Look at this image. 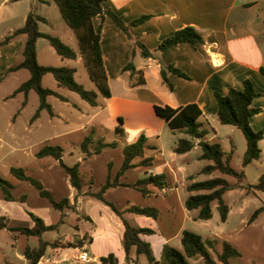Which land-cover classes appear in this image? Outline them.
<instances>
[{"label": "crops", "instance_id": "obj_1", "mask_svg": "<svg viewBox=\"0 0 264 264\" xmlns=\"http://www.w3.org/2000/svg\"><path fill=\"white\" fill-rule=\"evenodd\" d=\"M51 2H53V0H0V42L24 26L29 12L33 10L38 14L36 11H43L46 7H51ZM103 8L104 10H111L120 15L127 25L137 19L146 17L142 22L135 25H129V37L106 15L103 18L95 16L92 19L95 29L100 27V47L111 96H102V102H99L97 99V106H91L87 102L91 109L88 110L84 108V114H86L89 119H60L66 124L64 131L56 133V135L49 140L39 143L40 148L45 145L61 147L63 150L62 161L65 165L72 167L79 164L81 175L83 176L80 192L71 186L69 176L62 169L58 160L52 157L37 158L40 160L38 164L41 168V171L38 172L39 176H41L39 177L41 180H38H40L44 187L51 192L55 201L67 198L74 209H65L64 211L56 210L52 207L48 199L39 195L41 198L46 199L49 202V206L59 213L56 222H50L53 216L49 211H46L44 215L42 214L45 218L44 220L39 216L40 214L35 212L36 209L33 207L34 205H31L29 195L33 192V189H31L32 185L29 182L16 179L12 175V179L8 180L13 185L12 194L15 196L16 201H20L26 207L25 215L27 217L23 215L15 221H9L8 224L6 221L9 220V217H7V215H0V217H4V222L7 224V228L1 229L0 231L8 230L10 232V237L15 242L21 236L25 235L20 232L10 231L8 228H35V223L29 216L30 212L41 218L46 225H57V228L53 231L59 230L60 226L66 223L69 215L73 214V220L70 219L72 229L76 232L73 235L68 233L65 236L56 237L55 240L44 239L43 235L46 232L41 235L43 241L48 243L58 242L61 246H48L44 256L37 264H102L100 259L102 257H107L110 254H113L117 258L118 264H134L133 262H126L125 259V253L122 247V237L124 232L122 220L108 206L86 194L90 189L93 192L98 191L105 184L108 177L111 179L114 178L123 164V148L126 145L134 143L141 135H144V133L140 135L135 134L131 140H128V142L124 144L121 143L120 139L121 136H123V129L121 128L120 130V127L114 126L109 133L111 134L114 129L117 135H110L108 138H105V129L111 127L104 123L105 119L98 118L106 109L116 111V104L124 105L126 103L151 107L153 111L155 105L169 106L176 109L187 104H196L202 112L199 119L202 123V128L208 131L204 140L208 142H217L215 141L216 130L215 128L210 127L209 122L211 119H218V106L215 93H224L228 88L241 90L243 80L249 79L256 92H258V96L253 100L252 106L259 109V112L251 117L250 123L255 131L264 128V0H107L103 3ZM38 15L45 19L44 22H39L40 30V23H48L50 18L43 14ZM18 18H20L21 23L24 24L22 26L19 24L18 26H13L11 23ZM185 27L195 28L202 35L204 41L197 44H180L165 51L157 50L158 45L165 38L172 35L175 31ZM39 39L36 42V52ZM25 41L26 35L20 34L13 38L9 43L0 46V83L6 80L8 76H16L18 73L27 70L22 68L14 72H8L9 68L22 61V52ZM137 43H141L150 50L152 56L147 58L144 57L141 49L137 46ZM20 53L21 58L19 56ZM76 53L77 58L75 60L78 62L81 61L84 64L83 58L80 54L79 45ZM130 63L133 65L134 70L125 68ZM168 65H172L181 70L188 76V79L170 73L168 74V80L172 85V89L168 88L160 76L162 68ZM24 74L26 80H28L30 78V72L29 74ZM33 93L36 92L31 90L27 97L22 92L18 93L22 94L24 99L21 108L14 115L13 119L21 113V109L26 107L28 100ZM12 94L6 99L18 95L16 94L13 96ZM49 97L47 98L48 103ZM65 98L67 101L64 102H69L68 98ZM39 104L40 101L38 107ZM44 110L46 109L39 112L37 118H39L40 113ZM119 113L120 112H118V114ZM55 116L56 114L54 112V116L51 117L54 118ZM32 118L28 123L29 133H31L35 127H39L40 129L43 127L41 123H38L40 119ZM49 124L52 125V119L49 121ZM52 127L55 128L56 126L52 125ZM149 130L150 129L146 128V131ZM210 133L214 135L208 138ZM90 134L93 135L94 140H103L106 144L116 143L117 146L114 148L115 150L109 151L113 148H105L98 155L86 157V154L81 151L80 144L84 138ZM197 143L198 140L195 141L196 146L192 150L200 148ZM263 143L264 139L259 142L261 157L254 162H263ZM146 145L147 138L145 146ZM222 148L225 153H231V164L236 152V146L230 139V150H226L223 146ZM154 149L155 152L158 151L157 148ZM191 151L182 155L186 156ZM37 152H34V155H36ZM160 154L164 159L157 161L154 156H146L144 147L143 157H138L133 160V163L137 164V166L125 171L124 174L120 176L119 182L123 184H132L150 175L164 174L166 176V185L163 188L149 185L147 188L152 194L147 197L138 194V191H135L134 189L131 191V188L123 186L110 188L105 193L106 198L113 202L121 211H125L133 205L140 207L152 206V208L158 210V216L156 218L130 212L124 213L126 219L133 220L137 224V227L140 228H149L150 226L144 225L152 226V224L149 223V220H154L156 228H149L152 229L154 233L151 235H142L141 238L143 241L148 242L152 249V244L148 238L156 235L157 232L161 233L163 238L161 248L159 254L154 256L157 261L160 260L163 248L166 244L172 246L170 243L176 239L181 242L182 232L185 230L186 222L189 220L196 221L199 213L198 210H196L197 213H193L194 210H188L185 207L186 198L196 193L187 190V187L190 184L197 182L195 180V175L187 174L186 166L175 160V156L178 153H171L169 158L165 157V153L162 150L160 151ZM66 156L73 157L74 164H66ZM145 159H152V164L149 166L143 165L142 161ZM183 162L188 163L185 159ZM254 162L244 168L245 179L243 185L256 184L245 182L247 179L248 167L253 165ZM209 163L211 162L206 161L205 165ZM21 168H23L28 175L34 177L27 171L26 166ZM240 169H242V163L241 167L237 170ZM134 170H137L135 176H132L130 178L131 180H129L128 176H130V171ZM112 171H114V173ZM198 173L202 174L201 170ZM217 173L220 172L215 171L211 175H202L207 176V179L222 177L231 184H235L237 181L232 176L224 175L222 173H220L222 176H217ZM263 173L264 172H260L258 174L257 182ZM59 180L64 184L65 190L67 191L66 197L62 199L56 198L54 193L55 187H59ZM21 189H24V191L20 192ZM179 190H185L187 196L183 202L179 200L178 209L182 217L180 225L178 229H176L175 220L177 217V198L175 197H177V192ZM171 194H175V197H172ZM159 195H163V197H159ZM231 195L236 196L241 201V205L238 207L239 214L244 210L248 197L254 196L261 199V201L264 199V193H253L248 192L244 188H235L224 193L223 199L225 200V203L226 197ZM0 198L3 199V197ZM16 201L10 202L3 199L5 205H9ZM213 203H216L217 205V201H213L212 204ZM47 205L48 204L45 203L42 208H48ZM261 214H259V216L251 223L249 222L250 217H242L241 223L231 229H225L219 226L215 230L216 232H212V234L206 239H216L220 243L226 241L236 248L242 255H247L249 260L256 264H264V227L261 231L256 229ZM162 215L165 216L166 222H162ZM231 215L232 210L229 207V213L226 221H224L225 223L229 220ZM137 216H142L145 220L140 219ZM48 218L50 219L48 220ZM13 222H16L14 224L18 225L12 226ZM84 223H90L91 226L87 230H82L81 226H83ZM171 227H173L172 232ZM25 237L33 238L34 240L33 242L31 241V244L25 245L23 259L20 260V264H29V261L24 255L26 247L35 248L39 244V237ZM68 242L73 243L74 245L81 244V247H64L63 245ZM220 243L216 246L218 251H221ZM12 248H15V243L12 245ZM89 249L91 253L90 255L88 254ZM177 249L182 250L180 248ZM82 252L86 255L88 261H82L80 259ZM211 253L213 255V251H211ZM141 256H139L138 264H149L147 258L144 256L145 259H143ZM215 257H217L216 254Z\"/></svg>", "mask_w": 264, "mask_h": 264}, {"label": "trees", "instance_id": "obj_2", "mask_svg": "<svg viewBox=\"0 0 264 264\" xmlns=\"http://www.w3.org/2000/svg\"><path fill=\"white\" fill-rule=\"evenodd\" d=\"M105 1L107 0H53L62 19L76 36L80 54L83 58L89 78L96 85L98 92L87 90L83 85L79 84L75 79L76 69L73 67H55L39 64L36 52V42L39 38H45L48 40L56 53L63 59L75 60L77 58V53L59 37L42 33L39 30V22H44L45 19L36 14L35 11L32 10L29 12L22 28L16 30L13 34L0 42V46H2L9 43L13 38L20 34L26 35V41L22 52V61L9 68L8 72H14L22 68H25L30 72V78L23 82L12 95L15 96L22 92L27 97L31 90H34L38 94L40 104L32 119H36L39 112L43 109H46L51 116H54L53 109L47 101L49 96H54L62 101H67V99L57 91L43 87L42 78L46 74H52L57 82L58 88L66 89L78 94L81 99L88 102L91 106H97L98 95L103 97L111 96L100 47V27L95 29L92 19L95 16L103 18L106 15L129 37V25H135L142 22L146 17L137 19L127 25L120 15L111 10H104L103 3ZM203 41L202 35L195 28L185 27L175 31L172 35L165 38L158 45L157 50L165 51L180 44H197L202 43ZM137 46L141 49L144 57L147 58L152 56L150 50L144 45L137 43ZM125 68L134 70L131 63ZM170 73L188 79V76L185 73L172 65L162 68L160 76L162 81L170 89H172V85L168 80V74ZM215 96L218 106V121L222 125L237 128L245 137L246 149L243 156L242 169L240 170L231 166V153H225L220 143L204 140L208 131L202 128V123L199 121L202 112L196 104H187L176 109L169 106L155 105L154 112L166 122L171 130H182L186 134V137H182L177 141L176 146L174 147V152L178 154L187 153L196 146L195 141L198 140L197 145L201 148L199 159L211 162L201 169V173L211 175L213 172L219 171L220 173L232 176L237 180L235 184H231L225 178L215 177L204 181L194 182L187 187L189 192H196L195 194L188 196L185 200V207L188 210H198V219L209 220L212 218L211 204L213 201H217V208L221 220L224 222L229 213V207L223 199V195L226 191L235 188H244L248 192L264 193V173L261 174L255 185H243L245 179L244 168L252 162L259 160L261 157L259 142L264 139V128L255 131L250 123L251 117L257 114L259 109L252 106V102L258 96V92H256L249 79L243 80L241 90L228 88L224 93L216 92ZM145 143L146 137L141 135L134 143L126 145L123 148L124 160L122 167L115 177L113 179L108 177L105 184L98 191L93 192L90 189L86 193L89 197L108 206L122 220L124 225L122 247L125 253L126 262L138 264L139 256L144 255L149 264H194L193 260H196L197 258H201L203 264H218V262L221 264H232L231 259L240 257V253L231 244L226 241L220 243L216 239H202L200 235L188 230L182 232V250L166 244L163 248L160 260L157 261L153 256L151 245L148 242L143 241L141 238L142 235H151L154 231L149 228H140L132 225L129 220L124 217V213L130 212L156 218L158 216V210L152 207L133 205L127 210L121 211L113 202L106 198L105 193L110 188L121 186L132 187L138 190L143 197H147L152 194L147 188L149 185L157 188H163L166 185V176L164 174L150 175L144 179L138 180L134 184H123L119 182L120 176H122L125 171L137 166V164L133 163V160L138 157H143ZM116 146V143L106 144L103 140H94L92 134L86 136L80 144L81 151L86 154V157L98 155L105 148H115ZM62 152L63 150L59 146L45 145L35 156L38 159L52 157L58 160L62 169L69 176L71 186L80 192L83 176L81 175L79 164L72 167L65 165L62 161ZM142 164L149 166L152 164V159H145L142 161ZM9 172L10 175L14 176L16 179L29 182L38 191L41 197L49 200L54 209L59 211L74 209L67 198L55 201L51 192L44 187L43 183L28 175L23 168L11 167ZM12 188L13 185L7 179L0 177V190L3 194L4 200L10 202L16 201L15 196L12 194ZM263 211L264 204L252 213L249 222H253ZM29 216L35 223V228L9 227L8 229L10 231L20 232L27 237H39L38 246L35 248L26 247L24 252L29 264H37L44 256L48 246L58 247L61 245L58 242L48 243L41 239V235L44 232L55 230L57 225H46L41 218L35 216L31 212L29 213ZM5 228H7V224L4 222V217H0V230ZM219 243L221 244V251L216 249V246ZM63 246L81 247V244L74 245L73 243L68 242ZM211 251L216 253V260ZM100 261L102 264H118V260L113 254H110L107 257H102Z\"/></svg>", "mask_w": 264, "mask_h": 264}, {"label": "rangeland", "instance_id": "obj_3", "mask_svg": "<svg viewBox=\"0 0 264 264\" xmlns=\"http://www.w3.org/2000/svg\"><path fill=\"white\" fill-rule=\"evenodd\" d=\"M51 7H46L43 11H36L38 14H43L44 16H48L50 18L48 23H40V31L43 33L50 34L52 36H57L64 42H66L72 49L78 51L77 41L75 39L73 31L66 25L64 20L62 19L59 10L54 2H51ZM22 12V11H21ZM19 12V13H21ZM13 26H22L24 23H21V19H15L11 23ZM21 58V53H20ZM37 57L38 62L41 65L45 66H70L76 68V81L83 85L87 90L95 91L96 86L95 84L89 79L87 70L83 64V62H78L77 60H66L61 58L55 50L50 46L48 41L45 38L39 39L38 47H37ZM29 72L24 70L23 72L18 73L16 76H8L6 80L0 83V177L4 179H12L10 175V168L12 166H26L27 171L32 174L37 179H40L38 172L41 171L40 165L34 152H37L40 148L39 143L43 141L49 140L56 133H60L64 131L66 128V124H64L63 120L60 119H82L86 120L89 119L86 114H84V108L91 109L89 104L82 100L76 93L71 92L66 89H58L56 86V81L52 74H47L44 76L42 80V85L45 88H49L52 90H56L61 95L68 98L69 102H64L56 97H49V103L52 105L53 110L56 114L54 118H52L49 113L44 110L40 113V119L38 123L42 124V129L39 127L33 128L32 132H28L29 128V121L33 117L36 112L39 103V97L36 93H33L32 96L28 100V104L25 108L21 109V113L15 118L14 115L18 112L21 108V104L23 102V95L18 94L13 98H8L18 86L26 80L25 74ZM99 102L103 101V97L98 95ZM117 110H108L106 109L103 114L98 119H105V124H108L111 128H106L104 131V137L108 138L110 135H117L116 131L113 129L111 134L109 133L112 130V127H120L123 129V136H121V143L126 144L128 140L134 137L135 134H142L147 138V145L145 146V154L146 156H154L157 161L164 159L161 156L160 151L162 150L165 153V157L169 158V155L173 152L174 146H176L177 141L182 138L186 137V134L182 130H171L167 124L164 122L163 119L156 116L153 109L151 107L146 106H139V105H132V104H124L119 105L116 104ZM118 112H120L118 114ZM118 114V115H117ZM52 119V125L56 126L55 128L49 124V121ZM122 122H121V120ZM210 127L215 128L216 130V138L215 141L220 142L226 150H230L229 148V140L231 139L236 146V152L234 157L231 161V164L234 168L239 169L241 167L243 152L246 148V140L240 130L233 126H225L222 125L218 119L210 120ZM124 124V125H123ZM146 128L150 129L146 131ZM214 134L210 133L208 138L213 136ZM264 148V143L262 145ZM157 148L158 151L155 152ZM112 150L109 151H114ZM201 152L200 148H196L192 150L188 155L183 156L182 154H176L175 160L177 162H181L187 168V174L195 175L196 181L206 180L208 177L198 172L201 168L206 164V161L200 160L199 154ZM114 156V155H113ZM185 160L188 163L183 162ZM66 164L72 165L74 164V158L71 156H66L65 158ZM255 165V166H253ZM248 167L247 170V179L245 182L249 184L257 183V176L260 172H264V158L263 162H254V164ZM137 170L130 171V178L135 176ZM114 173V171H112ZM38 174V176H37ZM167 174V173H166ZM222 176L220 173H217V176ZM112 176V175H111ZM115 177V176H114ZM41 180V179H40ZM134 184V183H132ZM124 187V186H123ZM131 191H133L132 187ZM33 192L29 195L31 205L36 209L35 212L40 214L41 218H44V214L46 211L50 212L53 218L50 222H56V218L59 216V213L55 211L51 206H49V202L46 199H43L39 196L36 189L31 186ZM54 190V188H53ZM135 191H138L134 189ZM24 189H21L20 192H23ZM55 196L58 199H62L66 197L67 191L65 190V186L59 180V187H55L54 190ZM138 194L142 195L141 193ZM124 195V194H123ZM170 195V194H169ZM126 196V195H124ZM172 197H175V194H171ZM187 196V192L185 190H179L177 192V203H176V210H177V217L175 220V227L178 229L181 221V214L179 211V200L183 202ZM0 197L2 196V192L0 190ZM159 197H163V195H159ZM225 201V200H224ZM147 202V201H146ZM246 205L242 212L238 211V207L241 205V201L234 195L226 197V203L232 210V215L229 217V220L225 223L221 220L220 213L218 211L216 203L212 204V211L213 217L208 220H200L197 219L196 221H187L185 224V230L192 231L202 238L206 239L213 233H215L217 227L221 226L225 229H231L238 226L241 223L242 217H250L252 213L264 203V199H259L254 196L248 197L246 201ZM48 204V208H42ZM152 207V206H148ZM42 208V209H41ZM26 207L20 201H16L14 203H10L9 205H5L3 199L0 198V215H7L9 220H7V224L9 221L19 219L23 215H25ZM193 213H197L194 210ZM43 214V215H42ZM26 216V215H25ZM51 216V217H52ZM27 217V216H26ZM73 214L69 215L67 218L66 223L60 226L59 230L57 231H49L44 233L43 238L47 240H55L58 236H65L66 234L70 233L73 235L75 232L71 226V220ZM140 219L145 220L142 216H137ZM55 218V219H54ZM50 218H48L49 220ZM71 219V220H70ZM151 219V218H150ZM132 225L137 226V224L128 219ZM162 222H166L165 216H161ZM12 223V226L18 225ZM151 225H144L150 226L149 228H156L154 220H149ZM23 226V225H22ZM91 226L90 223H84L81 226L82 230H87ZM264 227V212L260 215L257 223V230L261 231ZM173 227H171L172 232ZM33 238H26L25 236H21L15 242L10 237V232L7 231H0V264H20V260L23 259V251L26 244H31L33 242ZM150 243L152 244V253L153 256H157L159 254V250L161 248V244L163 238L160 232H157L156 235H153L148 238ZM15 243V248H12V245ZM172 246L176 248L182 249L181 242L176 239L170 243ZM4 247V248H3ZM240 253V252H239ZM88 254L90 255V249L88 250ZM215 252H213V257L215 260ZM88 255V256H89ZM145 259L144 256H141ZM12 262V263H11ZM194 264H203V260L201 258H197L193 260ZM256 264L255 262L249 260L247 255H242L240 253V257L232 259V264ZM218 264H221L218 262Z\"/></svg>", "mask_w": 264, "mask_h": 264}, {"label": "built area", "instance_id": "obj_4", "mask_svg": "<svg viewBox=\"0 0 264 264\" xmlns=\"http://www.w3.org/2000/svg\"><path fill=\"white\" fill-rule=\"evenodd\" d=\"M80 259L82 261H88V259L86 258V255L82 252L81 255H80Z\"/></svg>", "mask_w": 264, "mask_h": 264}]
</instances>
